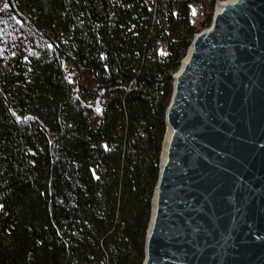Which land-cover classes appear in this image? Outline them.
Instances as JSON below:
<instances>
[{
    "label": "trees",
    "instance_id": "obj_1",
    "mask_svg": "<svg viewBox=\"0 0 264 264\" xmlns=\"http://www.w3.org/2000/svg\"><path fill=\"white\" fill-rule=\"evenodd\" d=\"M192 3L0 0V264L141 263Z\"/></svg>",
    "mask_w": 264,
    "mask_h": 264
},
{
    "label": "water",
    "instance_id": "obj_2",
    "mask_svg": "<svg viewBox=\"0 0 264 264\" xmlns=\"http://www.w3.org/2000/svg\"><path fill=\"white\" fill-rule=\"evenodd\" d=\"M163 127L140 264H264V0H214Z\"/></svg>",
    "mask_w": 264,
    "mask_h": 264
},
{
    "label": "rangeland",
    "instance_id": "obj_3",
    "mask_svg": "<svg viewBox=\"0 0 264 264\" xmlns=\"http://www.w3.org/2000/svg\"><path fill=\"white\" fill-rule=\"evenodd\" d=\"M1 6V4H0ZM212 8L206 7L201 3H192L190 5V12H189V23L195 29V31H200L202 29L207 28L210 24ZM0 74L3 76H9L15 74L13 68V58L12 52L9 51L6 54L0 55ZM0 214V220H1Z\"/></svg>",
    "mask_w": 264,
    "mask_h": 264
}]
</instances>
